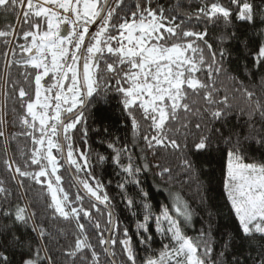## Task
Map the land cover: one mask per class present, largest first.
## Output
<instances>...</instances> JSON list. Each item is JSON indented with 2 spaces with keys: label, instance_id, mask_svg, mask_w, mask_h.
Here are the masks:
<instances>
[{
  "label": "snow or ice",
  "instance_id": "6c2138e0",
  "mask_svg": "<svg viewBox=\"0 0 264 264\" xmlns=\"http://www.w3.org/2000/svg\"><path fill=\"white\" fill-rule=\"evenodd\" d=\"M185 7L183 0L174 5H162L159 0H0L4 68L0 85L5 100L14 99L20 108L19 112L12 109L11 121L0 117V138L5 142L0 167L8 177L0 178V220L7 221L0 223V264H13L9 250L17 248L18 264H55L44 243L50 233L36 212L29 210L31 205L19 202L22 197L13 203V184L24 195L31 186H40L49 218L74 225L72 242L61 249L68 264H264V244L252 245L257 236L264 239V162H245L239 134L235 139L232 134L224 136L221 122H227L233 105L216 87L220 77L232 81L246 103L241 109L250 121L246 139L264 144V99L226 67L232 57L228 45L235 41L238 49L247 50L246 56L237 55L246 61L245 74L264 73V0L259 4L202 0L195 13L185 12ZM234 21L259 27L261 39L253 44L246 33L235 30ZM201 25L204 28L198 31ZM209 25L224 26L216 43L209 42ZM93 26H97L94 31ZM259 91L264 94V75ZM109 92L119 97L135 135L142 131L138 115L147 124L141 151L153 159L159 148L182 154L181 171L188 176L184 183L197 184L201 205L207 203V188L200 182L201 170L189 157L213 150L224 153L223 208L234 217L237 228L235 234H221L219 252L210 222L195 237L186 234L195 212L181 192L169 187L170 204L161 205L158 213L153 211L141 175L151 171L161 183L170 185L173 170L153 164L146 155L141 157L142 164H136L127 145L117 147L113 141L106 146L113 153L117 176L122 177L116 188L125 211L135 218L134 229L117 216L108 185L92 170L85 115L93 101L104 99ZM192 96L199 97L203 106H197ZM181 114L186 120L196 118L198 134L191 136L190 143L188 132L183 142L179 139L189 123L173 129ZM257 115L262 122L259 130L251 124ZM17 124L20 131L13 130ZM202 126L210 134H203ZM77 133L83 147L78 146ZM216 134L217 145L223 140L226 152L213 148ZM20 137L30 140L31 147L18 148L17 159L8 155V145ZM96 158L100 164L106 160L99 153ZM62 168L69 173L70 187L76 189L74 198L64 186ZM129 186L134 187L133 193ZM153 228L169 243L141 260V248L147 251L153 243ZM21 229H30L34 242H25ZM237 236L240 243L232 251Z\"/></svg>",
  "mask_w": 264,
  "mask_h": 264
},
{
  "label": "trees",
  "instance_id": "16d2710c",
  "mask_svg": "<svg viewBox=\"0 0 264 264\" xmlns=\"http://www.w3.org/2000/svg\"><path fill=\"white\" fill-rule=\"evenodd\" d=\"M162 5H174L176 0H159ZM186 7L184 8L185 12L195 13L196 9L201 5L202 0H183ZM226 2V0H225ZM249 2H254L256 4L260 3V0H249ZM204 25H201L197 30H203ZM234 28L240 33H246L248 38H251L253 44L261 37L258 35L260 28L255 29L243 24V22L234 21ZM224 30L223 25L213 27L212 25L208 26V39L209 42L216 43V37ZM229 50L232 52L231 61L226 64V67L233 69L234 74L238 75L244 82V84L249 88L257 91V95L264 99V94H261L259 91V85L262 75L261 71L257 70L255 77L246 75L243 69L245 60L243 58L237 59L238 53H241L242 56L247 55V50L242 48H237V43L232 41L228 45ZM249 66H251L250 60L247 61ZM240 66L239 72H236L237 66ZM4 71L3 62L0 61V74ZM13 78H16V70L13 69ZM201 79H205L203 73L200 74ZM27 87V85H25ZM216 87L220 89L221 96L227 94L229 96V102L233 105L232 112L229 115V118L226 123L223 124L222 132L224 136L229 134L233 135L235 139L236 134H239L241 140V147L243 149L244 155L246 157L245 162H264V144L257 143L255 139H246L249 136L250 121L247 113H242L241 109L246 107L245 101L242 99L241 93L235 91V85L232 81L220 77L217 80ZM3 86L0 85V117H4L11 121L13 119L12 109L15 107L17 112L20 111L19 105L15 103L14 99L5 100V97L2 92ZM191 100L196 101L197 106L202 107L203 101L199 97L192 96ZM85 115L87 116V123L89 127V145L92 150V165L94 175L100 179L103 183L108 185L107 191L110 197L113 198L116 205V214L123 221V223L129 226L130 229H134L135 218L131 217L130 214L125 211L124 205L121 202V197L119 190L116 188L117 182H119L122 177L117 176L118 169L112 163L111 157L113 155L112 151L107 148L108 142H116L117 147H123L127 145L129 149V154L132 155V159L136 164H142L141 157L147 156V160L151 161L153 164L159 163L161 167H170L173 170V181L170 185L161 183L159 177H154L153 172L149 171L147 174L141 175V180L145 185L146 189L151 194V204L153 211L158 213L160 211L161 205L170 204V198L168 196V188L171 187L174 191H179L182 193L185 199L189 201L192 208L194 209L195 215L193 218V226L186 227L185 232L187 235L195 237L201 227L207 228L208 223L210 222L213 225V231L217 240V252L220 251V245L223 243L221 240V234L226 232L236 233V222L234 217H230L226 209L223 208V198H222V184L220 182L222 175V168L225 163L224 153L221 151L213 150L209 153L199 155L196 157H189L193 159L196 163V166L201 170L200 182L202 185L207 188V203L201 205L199 203L200 194L197 192V184L195 182L191 184H185L184 181L188 180V176L181 171V159L182 154L180 152H173L171 149L159 148L155 159H153L150 153H145L141 151L144 149V142L142 140V135L147 129V124H143L141 117L138 115L137 119L141 120L142 131L139 136L135 135L132 131L131 120L121 111L119 104V97L114 92H109L104 99L99 97L89 105L88 111ZM189 123L188 129H182L179 134V139L181 142L184 140V133H190L189 143L191 142V136L197 135V130L195 129L196 118L188 117L185 119L184 115L181 114L179 118V123L173 126V129L180 127V124ZM261 120L257 115L251 124L255 126L257 130L261 128ZM221 124H215L216 128H221ZM11 127V124L8 125ZM208 127H212L209 125ZM104 129L108 131L105 132ZM14 131H20L19 125L13 129ZM203 134H210L207 131V128L202 126ZM219 139V135L216 134L213 137V148L227 150V146L224 144L223 140H220L217 145L216 141ZM76 140L78 146L83 147L82 142L80 141V133L76 134ZM103 141V142H102ZM27 145L31 147L30 140H26L24 137H20L16 141H12L8 145V155H15L17 159H20V153L18 148ZM5 147V142L0 138V153H2ZM99 153L106 157V160L103 164L98 163L96 154ZM124 163H127V159L124 160ZM66 168V166H65ZM65 168L61 169V174L65 178V188L73 196L75 195L76 189L70 187L69 173L65 171ZM74 171V170H73ZM159 171V169H157ZM83 175V174H81ZM0 178L8 179L7 174L0 167ZM111 181V184L108 182ZM30 183V182H29ZM27 186V185H26ZM15 195L11 197L13 203L17 201V197H22L19 202L21 204L29 203L31 207L30 211H35L37 214V220L44 223L50 235L47 237L45 246L49 249V253L53 255L55 264H68V261L65 257L61 255V249L66 247L69 243L72 242V232L74 231V225L69 224L65 221H52L50 213L46 210V200L41 191L40 186H31L30 190L24 195L23 190L17 191L15 185H11ZM129 192H134V187L129 186ZM202 194V193H201ZM139 211V210H138ZM209 213H211V220L209 221ZM142 218V216H141ZM0 223H7V221L0 220ZM23 234V239L25 242L33 241L35 234L30 231V229H21ZM154 233V228H153ZM169 243L168 239L156 235L154 233V240L151 245V248L147 251H139V256L141 260L151 256L154 252H158L163 244ZM239 237H236L235 244L232 251H235L239 245ZM264 244V239H261L259 236L252 242L254 248L259 245ZM137 247H140L137 245ZM247 247V244H245ZM117 251V259L119 260V249ZM10 257H13V264H18L20 259V252L17 248L15 251L9 250ZM255 255V252H253ZM228 259L230 260V254ZM79 264V262H77Z\"/></svg>",
  "mask_w": 264,
  "mask_h": 264
},
{
  "label": "water",
  "instance_id": "95a60500",
  "mask_svg": "<svg viewBox=\"0 0 264 264\" xmlns=\"http://www.w3.org/2000/svg\"><path fill=\"white\" fill-rule=\"evenodd\" d=\"M98 26V25H97ZM97 26H93V31L95 30V27H97ZM67 167V166H66Z\"/></svg>",
  "mask_w": 264,
  "mask_h": 264
}]
</instances>
